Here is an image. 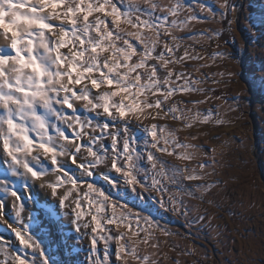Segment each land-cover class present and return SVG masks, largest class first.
<instances>
[{"label":"snow or ice","instance_id":"obj_1","mask_svg":"<svg viewBox=\"0 0 264 264\" xmlns=\"http://www.w3.org/2000/svg\"><path fill=\"white\" fill-rule=\"evenodd\" d=\"M241 16L248 41L264 54V8L256 15L250 0H0V226L13 234L0 233V264H161L156 233L180 234L162 223L165 217H183L181 227L198 231L208 209L191 201L214 204L205 194L216 182L185 181L205 180L212 164L189 168L164 159L190 161L189 149L202 146L185 143L171 126L144 121L171 117L186 128L226 123L214 109L200 110L214 89L200 87L207 74L202 80L187 71L188 61L205 58L183 41L222 35L192 31L195 23L226 22L231 32ZM209 58L242 63L227 47ZM259 80L264 92V75ZM194 93L203 98L174 99ZM232 100L230 111L241 117L242 104H252L246 96ZM259 105L264 111V99ZM37 190L54 198L71 226L69 255L62 248L60 261L31 227L28 204Z\"/></svg>","mask_w":264,"mask_h":264},{"label":"rangeland","instance_id":"obj_2","mask_svg":"<svg viewBox=\"0 0 264 264\" xmlns=\"http://www.w3.org/2000/svg\"><path fill=\"white\" fill-rule=\"evenodd\" d=\"M212 2L213 0H208V3ZM250 2L254 13L259 15L264 3H261V0ZM226 27V22L195 23L192 31L220 29L222 35L213 40L202 38L198 41H183L185 45H194L199 55L205 58L200 61H188L187 71L202 80V74H207L209 79L200 87L206 90L214 89L207 93L211 99L200 105V110L214 109L226 123L220 126L208 124L186 128L181 121L171 117L144 121L146 124L171 126L179 130L177 135L185 143L202 146L199 150L189 149L193 152V159L190 161H183L175 156H164V159L181 167L187 165L189 168H195L204 160L212 164V167L204 170L210 173L205 180L185 183L216 182L211 194H205V199L215 201L214 204L203 203L198 199L191 201L201 212L208 209V219L202 226H197L198 231H189L186 225L181 227L184 225L183 217L169 215L164 218L162 223L166 221L172 232L180 234L164 236L156 233L161 241L162 251L157 257L161 264H174V261H179L180 264H237L238 261L240 264H264V250L260 243L264 239V111L259 105V101L264 99L259 80V77L264 75L260 71L264 54L260 44L248 41L250 34L243 16L239 23L232 25L231 32L224 31ZM232 36H235V41ZM225 41L228 43L225 44ZM225 47L237 53L242 63L226 58H218L215 61L209 58L210 53ZM199 64L206 66L197 71L196 66ZM229 72L236 75L229 77ZM212 80H219L221 83L214 84L211 83ZM223 81L230 82L225 84ZM218 96L223 98L215 99ZM234 96H246L252 102L251 107L246 103L242 104V117L240 112L230 111V108L235 107L232 100ZM202 98L199 93L190 96L177 94L174 97L176 101ZM116 195L124 196L129 203L135 200V197H127L124 192H113V196ZM45 197V193L37 190L29 201L28 206L33 217L31 227L35 230L37 238L46 246L52 259L60 261L62 248L64 256L69 255L64 245L68 243L66 237L72 235L71 226L63 222L61 210L58 209L54 198ZM136 202L141 208L155 212L149 203ZM119 230L125 231L123 227ZM245 235L247 240L243 239ZM172 244L178 247L172 250ZM184 249L191 250L192 254L181 255ZM80 258L82 261L83 252L80 253Z\"/></svg>","mask_w":264,"mask_h":264},{"label":"bare ground","instance_id":"obj_3","mask_svg":"<svg viewBox=\"0 0 264 264\" xmlns=\"http://www.w3.org/2000/svg\"><path fill=\"white\" fill-rule=\"evenodd\" d=\"M4 227L3 226H0V233H3L4 235L6 234V236H9V237H12V233L8 230V229H3ZM9 233V234H7Z\"/></svg>","mask_w":264,"mask_h":264}]
</instances>
